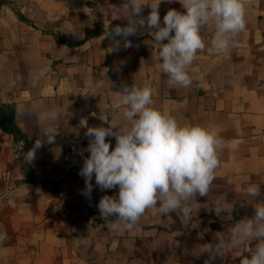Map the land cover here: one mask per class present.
I'll list each match as a JSON object with an SVG mask.
<instances>
[{
	"label": "crops",
	"instance_id": "crops-1",
	"mask_svg": "<svg viewBox=\"0 0 264 264\" xmlns=\"http://www.w3.org/2000/svg\"><path fill=\"white\" fill-rule=\"evenodd\" d=\"M124 2L0 0V105H14L26 144L16 154L14 137L0 129V264H205L207 245L219 238L224 255L213 264H240L250 256L244 249L255 246L227 241L229 229L264 203V0H246V30L226 53L211 47L213 28L201 30L206 46L189 68L188 88L167 83L146 30L129 37L128 49L122 37L108 38L112 28L127 25L122 10L114 19ZM170 9L186 11L179 0H162L161 26ZM150 11L145 6L141 16ZM133 84L154 89L153 106L181 125L213 129L223 146L208 196L190 201L188 219L149 209L134 230L114 232L109 220L116 217L102 219L97 205L104 195L118 196V187L101 191L93 176L89 199L79 171L90 156L87 128L126 124L112 105ZM54 112L55 142L43 143L27 164L22 156L46 140ZM106 142L115 148L114 137ZM249 185L260 186V197L247 195Z\"/></svg>",
	"mask_w": 264,
	"mask_h": 264
},
{
	"label": "clouds",
	"instance_id": "clouds-1",
	"mask_svg": "<svg viewBox=\"0 0 264 264\" xmlns=\"http://www.w3.org/2000/svg\"><path fill=\"white\" fill-rule=\"evenodd\" d=\"M161 2L125 0L122 7H116L114 19L120 18L122 10L128 16L127 25L115 26L107 36L112 40L122 37V47L128 49L133 47L129 37L146 30L156 47L155 60H162L160 66L168 77L167 83L188 88L192 84L189 68L206 46L201 30L206 26L213 28L211 47L217 54L228 52L238 35L246 30V0H179L186 11L168 10L163 26L159 14ZM145 6L151 9L146 18L141 16ZM119 47L117 41V50ZM154 91L148 86H123L119 92L121 99L113 103L112 109L120 112L127 123L122 125L117 120L109 127H89L85 132L91 138L87 148L90 156L79 171L85 181L81 194L90 199L93 176L101 191L118 187V196L104 195L97 205L102 219L116 217L109 220L114 232L134 230L149 209L160 215L178 213L188 219L193 211L190 201H195L197 194L208 196L220 166L223 140L218 133L201 125H181L174 116L156 109ZM57 116L54 112L44 129L46 140H36L22 156L27 164L35 160L43 143L55 142L59 134ZM106 137L116 140L111 151ZM17 147L23 151V141ZM246 193L260 197V186L249 185ZM222 210L219 205L214 207L218 216ZM253 211L250 218L229 229L227 243L233 248L256 241L254 248L244 249L250 256H244L240 264H264V203L253 205ZM224 248L225 241L220 238L218 243L208 244L209 258L205 264H213L217 256L223 257Z\"/></svg>",
	"mask_w": 264,
	"mask_h": 264
},
{
	"label": "trees",
	"instance_id": "trees-1",
	"mask_svg": "<svg viewBox=\"0 0 264 264\" xmlns=\"http://www.w3.org/2000/svg\"><path fill=\"white\" fill-rule=\"evenodd\" d=\"M97 33H88L86 38L96 35ZM59 42L64 43L61 39ZM70 46H77L78 44L66 43ZM0 129L14 137L15 140L23 139V134L19 130L15 122V107L14 105H0Z\"/></svg>",
	"mask_w": 264,
	"mask_h": 264
},
{
	"label": "built area",
	"instance_id": "built-area-1",
	"mask_svg": "<svg viewBox=\"0 0 264 264\" xmlns=\"http://www.w3.org/2000/svg\"><path fill=\"white\" fill-rule=\"evenodd\" d=\"M21 141H23V151H21V150L17 147V145H18ZM25 147H26V144H25L24 140H22V139H18V140H15V142L13 143V145H12V150H13L16 154H22V153L25 151Z\"/></svg>",
	"mask_w": 264,
	"mask_h": 264
}]
</instances>
